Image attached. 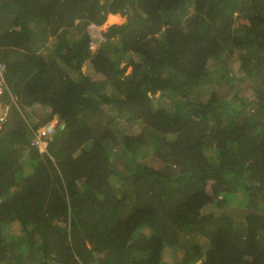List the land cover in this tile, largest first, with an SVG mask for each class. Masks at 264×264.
Segmentation results:
<instances>
[{"label":"trees","instance_id":"trees-1","mask_svg":"<svg viewBox=\"0 0 264 264\" xmlns=\"http://www.w3.org/2000/svg\"><path fill=\"white\" fill-rule=\"evenodd\" d=\"M0 61V264H264V0H0Z\"/></svg>","mask_w":264,"mask_h":264},{"label":"rangeland","instance_id":"rangeland-1","mask_svg":"<svg viewBox=\"0 0 264 264\" xmlns=\"http://www.w3.org/2000/svg\"><path fill=\"white\" fill-rule=\"evenodd\" d=\"M124 20H125V17H122L119 14L115 17L110 16V17H107L105 22L101 25H96L93 23L89 24L87 26V30L92 34V36L99 37L102 40L103 39L102 31H104L109 24L122 23ZM93 46L94 47L92 48V50L97 48V44L94 43ZM83 69H85V67H83ZM155 98H157V94L155 95ZM129 124L126 123L125 121H120L118 127L121 130H124L126 128V132L133 135V137H135V140L144 141L143 135L141 133V125L134 123V122L129 123ZM236 196L237 197L234 198V202L231 203V205H232L231 207L241 205L243 202V196L242 195L237 194ZM241 196H242V198H241ZM244 199H246V202H247L246 196H244ZM82 203H84V202H82ZM19 228H20V226L18 224H14V225H9L6 230L10 233H17L19 231ZM178 258H179V256L174 251L171 252V249H167L165 251L164 257H163L164 262H171V261L177 260Z\"/></svg>","mask_w":264,"mask_h":264},{"label":"built area","instance_id":"built-area-1","mask_svg":"<svg viewBox=\"0 0 264 264\" xmlns=\"http://www.w3.org/2000/svg\"><path fill=\"white\" fill-rule=\"evenodd\" d=\"M93 42H91V48H93ZM4 71L5 66L0 61V95L3 93V90L7 88L4 80ZM8 115V108H0V124L5 122ZM57 127V120H51L50 122L38 125L36 127L31 126V136H30V146L37 148L40 152H46L48 142L51 139L52 135L55 133Z\"/></svg>","mask_w":264,"mask_h":264},{"label":"crops","instance_id":"crops-1","mask_svg":"<svg viewBox=\"0 0 264 264\" xmlns=\"http://www.w3.org/2000/svg\"><path fill=\"white\" fill-rule=\"evenodd\" d=\"M118 15V14H117ZM110 16H113V14H109L107 17H110ZM110 25V24H109ZM3 107H7V108H9L8 106H3L1 103H0V108H3ZM34 109H37V107H34ZM33 111H36V110H33ZM38 112H39V110H37ZM26 113L27 114H30L31 115V117H30V119H29V121L31 122L32 121V123H34V122H36V120H38V116L34 113V112H32V109H26ZM54 120V119H53ZM2 124V123H1ZM1 124H0V126H1ZM42 125V124H41ZM31 126H33V124H30L29 125V128L31 127ZM23 157V156H22Z\"/></svg>","mask_w":264,"mask_h":264},{"label":"bare ground","instance_id":"bare-ground-1","mask_svg":"<svg viewBox=\"0 0 264 264\" xmlns=\"http://www.w3.org/2000/svg\"><path fill=\"white\" fill-rule=\"evenodd\" d=\"M114 17L117 16V15H113ZM117 19V18H116Z\"/></svg>","mask_w":264,"mask_h":264}]
</instances>
